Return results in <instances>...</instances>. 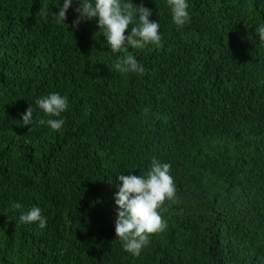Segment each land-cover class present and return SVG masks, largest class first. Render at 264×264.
I'll return each instance as SVG.
<instances>
[{
    "label": "trees",
    "instance_id": "trees-1",
    "mask_svg": "<svg viewBox=\"0 0 264 264\" xmlns=\"http://www.w3.org/2000/svg\"><path fill=\"white\" fill-rule=\"evenodd\" d=\"M122 2L152 10L158 44L113 53L96 21L72 27L76 4L56 24L59 0H0V264H264V0H189L183 27L166 0ZM128 56L142 74L115 70ZM51 92L69 98L59 132L35 106ZM153 158L177 200L133 256L117 176ZM33 206L44 229L19 223Z\"/></svg>",
    "mask_w": 264,
    "mask_h": 264
},
{
    "label": "clouds",
    "instance_id": "clouds-1",
    "mask_svg": "<svg viewBox=\"0 0 264 264\" xmlns=\"http://www.w3.org/2000/svg\"><path fill=\"white\" fill-rule=\"evenodd\" d=\"M166 3L173 23L177 27H183L190 19L189 0H166ZM74 4L78 5L74 8L77 19L73 21L72 27L78 28L81 22L96 21L100 33L113 53H119L129 47L158 44L161 39L159 21L150 19L153 16L152 10L142 4L138 6L134 3V7L133 3H124L122 0H59L55 6L58 11L51 12L52 20L56 24H65L67 13ZM42 14L48 16L47 12ZM255 32L258 41L264 43V23H260ZM114 68L120 73L144 72L143 65L132 56L117 57ZM35 106L48 117L40 119L39 124L47 125L55 132L62 130L66 123L62 113L69 106L67 95L48 93L37 98ZM20 115L23 125L31 126L34 117L33 105ZM170 168V164L160 163L153 158L146 175L130 172L128 175L121 173L117 176L118 191L114 196L117 206L115 234L124 251L133 256L140 255L142 248L148 245L151 234L163 231L167 226L158 209H161L166 200H177ZM16 207L19 208L20 205ZM19 223L37 224L40 229H44L47 218L42 215L40 207L33 206L21 212Z\"/></svg>",
    "mask_w": 264,
    "mask_h": 264
}]
</instances>
